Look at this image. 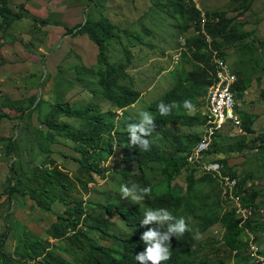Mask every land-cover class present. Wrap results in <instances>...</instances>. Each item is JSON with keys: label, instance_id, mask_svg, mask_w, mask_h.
<instances>
[{"label": "rangeland", "instance_id": "rangeland-1", "mask_svg": "<svg viewBox=\"0 0 264 264\" xmlns=\"http://www.w3.org/2000/svg\"><path fill=\"white\" fill-rule=\"evenodd\" d=\"M22 1L24 0H18L16 4L21 10L22 5H25ZM242 1H245L246 9L240 7ZM34 2L44 13L43 18L48 17L51 20L60 19L62 10H70L62 19L70 26L84 22L87 17L96 19L100 15H105L115 27L117 35V38L110 40L107 46L109 61H125V48L132 51V60L127 68L129 76L120 79L119 84L132 86L142 93L135 104L125 110H118L104 99L96 85L95 72L100 66L95 61L88 64L94 73L86 72L84 79H81L83 81L78 79L79 83L76 84L78 88L73 87L77 77L76 70L73 71L71 68L63 72L64 77L60 76L63 75L60 70L55 72V75L49 73L45 76L44 57L41 58L43 53L38 51L45 52L43 47L49 48L48 44L55 40L51 42L44 39L43 32L33 34L31 37L25 32L28 28H25L26 30L24 26L20 28L19 41L27 48L24 50L37 53L34 55L39 56L40 60L32 63L29 58L35 57L25 55L22 49H16L20 52L19 58L10 61L8 65L6 61L0 59V107L3 104L14 103L20 109L26 110L25 115L21 116L20 110L7 108L6 112L15 118H0V234L6 229L9 232V237L2 251L0 250V261L8 257L11 264H36L34 259L24 255L25 242L36 236L49 239L54 250L75 264H80L84 260L88 251L87 242L103 246L120 255L122 250L119 242L105 238L102 232L91 230L89 227L99 225L121 236H130L131 230L128 231L126 228H131L125 224L121 216L108 214L100 209L97 202L105 205L119 203L125 209L135 205L145 211L148 209L145 200L135 204L129 199H123L119 189L123 184L132 183L144 187L145 180H148L152 190L157 194L169 190L174 195L183 197L181 207L171 212L178 217H191L192 228L198 229L201 234L200 239H195L194 251L183 258L184 264H249L243 259L246 251L240 249L237 253L231 250L226 227L221 223L210 225V221L220 219L224 213L233 209L230 205L226 207L221 205L220 192L214 182L196 180L195 188L189 191L187 167L175 177L171 187L167 185V175L162 173L168 161H172L174 165L181 164L191 147L204 135L209 89L207 84L195 81L194 75L199 77L197 73L199 69L186 47L188 39L198 36L195 23L190 21L188 16L172 17L169 13L172 7L166 0H34ZM186 2L190 3L187 0ZM193 2L204 15L225 13L226 18L231 20L229 27H233L232 35L238 37L233 44L219 37L217 45L226 56L228 65L237 79L243 78L250 82L246 91L236 94V99L241 117L243 113L255 116L253 133H246L243 127L240 131L227 126L218 135L210 157L225 160L227 167L240 178L241 182L245 180L243 187H253L259 191L257 201L261 203L260 209L254 210L252 217L258 222H264V141L258 140L264 136L262 134L264 0H193ZM47 29H53V26ZM0 31L6 32L2 24ZM134 35L138 37L137 40ZM92 45L97 51V47L93 43ZM83 47L85 58L94 56L91 43L86 37ZM6 49L9 57L13 59V49L10 47ZM68 81L74 83L69 88ZM68 85L70 86L69 83ZM176 86L180 92L185 88L199 91L198 95H187V99L176 101L179 105L177 112L186 116L190 124H169L167 127L175 133L170 137H164L157 132L158 136L154 137V142L162 147L165 160L151 164L144 173L139 171L135 161L123 160V150L120 147L101 161V165L107 168L103 177L91 173L76 159L81 156L76 149L77 143L57 134L54 137L55 142H52L47 136L57 127L77 129L83 123L79 118L67 116L66 109L61 110L63 108L61 105H66L64 102L68 95L64 89L73 91V94L68 95L69 100L78 98V101L73 103L75 108L82 109L94 105L109 121L114 122L121 130H126L129 122L137 121L138 112L141 110L150 111L156 117L151 104ZM35 103H39L37 107ZM2 111L4 112V109L0 108V113ZM8 144L12 146L11 153L7 152ZM123 168L130 169L133 173L130 181L119 172V169ZM195 177L199 179L201 174L197 172ZM9 178L12 179V185L17 187L12 198L5 191ZM72 199L85 200L86 214L78 228L81 237L70 239L69 235L75 232L69 229L70 233L66 237L52 238L48 232L49 228L60 220L59 214H66V202ZM254 226L255 224L252 225V230L245 226V230L249 229L255 235L263 236L264 229H257ZM248 239V233L243 231L238 241L246 242Z\"/></svg>", "mask_w": 264, "mask_h": 264}, {"label": "trees", "instance_id": "trees-1", "mask_svg": "<svg viewBox=\"0 0 264 264\" xmlns=\"http://www.w3.org/2000/svg\"><path fill=\"white\" fill-rule=\"evenodd\" d=\"M166 1L172 7V11L169 12L172 17L180 16L181 18H184L185 16H188L189 20L195 23L198 36L188 39L186 47L190 52L191 59L195 62V66L199 69L197 71L199 77L194 75L195 81L198 80L203 82L207 84L209 88L214 82L213 79L215 70L211 62V52L209 50L208 43L204 38L208 35L212 39L213 47L219 50L220 57L226 60V56L222 54L220 46L217 45V38L221 37L223 38V41L231 44H233L236 38L238 39L236 35H232L233 27H229L231 20L226 18L225 13H206L204 15L202 11L196 8L193 0H187L190 1V3L186 2V0ZM26 7V5H22L23 10L15 12L10 6L9 0H0V24H2L4 28L5 26L8 28L16 21L25 18L26 15L23 11L26 10ZM240 7L245 9L247 8L245 1L240 3ZM32 20L34 22V29H42L52 22L51 19H48V17H33ZM54 25L64 27L65 36H86L90 43H93L97 47L96 64H98L100 68H98L95 72L97 74L96 85L100 88L99 91L105 100L116 106L118 110H125L127 107L138 101L142 92L132 86L127 87L119 84L120 79L127 78L129 76L127 68L132 60L131 49L125 48V61L110 62L108 59L107 46L110 40L117 38V35L115 33V27L105 15H100L96 19L87 17L84 22L77 24L72 28L67 27L63 22H55ZM133 37L136 40L138 39L136 35ZM239 38L241 39V37ZM86 72L90 74L94 73L91 67L83 65L80 68H76V77L80 80L84 79ZM249 86L250 82H247L243 78H238V81L233 88L235 96L237 93H243L246 91ZM198 94L199 91H193L189 88H185L183 92H180L179 87L176 86L168 90L151 104V108L156 112L155 119L157 128L156 132L149 137L152 141L151 149L149 151H140L138 146H130V134L127 132V126L125 125L126 130H121L114 122L109 121L105 117V114L94 105H88L85 108L78 109L77 107L75 108L74 106H71L69 102H66V105L62 104L61 106L63 108H61V110L66 109L67 116L69 115L79 118L83 120V123L80 128L77 129L57 127L53 133H50L49 135L47 134V136L52 142H55L54 137L55 134H57L77 143L76 149L81 153V156L76 157V159L91 173H96L103 177L107 168L101 165V161H104L108 155L113 154L117 147L122 148V158L124 161H135L139 171L144 173L146 168L151 164L165 160L162 153V147L154 142V137L156 135L158 136V133L164 137L174 136L175 133L167 127L169 124H190V121L186 120V116L177 112L178 108L173 109L171 115L160 116L156 106L162 101L165 103L173 101L176 102L177 100L187 99V95L190 96ZM38 104L39 103H35V106L37 107ZM0 108L4 109V112L2 111L0 113V118H15V116L11 113L6 112L7 108L20 110L19 112L21 116L26 113V110L20 109V107L15 106L14 103L3 104ZM241 118L244 122V131L248 134L253 133L252 126L255 122V116L253 114L243 113ZM69 126L72 127L70 124ZM218 135L215 139L214 146ZM258 140L264 141V136L259 137ZM193 147H191L185 160L181 164L174 165L172 161H168L166 163L162 173L167 175L168 187H171L175 177L179 175L185 167H187L189 170V175L187 176L189 191H192L195 188L196 180L200 182L212 180L220 192L219 184L212 176L201 175L199 179H196L195 175L198 171L187 162V157ZM7 152H12L11 144L7 145ZM212 152L213 151L209 152V155ZM218 161L225 165L227 171L225 174L239 178L227 167L225 160ZM119 172L125 176L127 181H130L133 178V173L130 172V169H119ZM9 180V184L5 191L9 193V197L12 198L14 192L17 191V187L12 185L11 178H9ZM244 183L245 180L243 182L240 180L239 182V194L242 196L243 202L247 206L253 207L254 210H259V206L261 204L257 201L260 195L259 191L253 187H243ZM144 186H150L152 188V185L148 180H145ZM182 203L183 197L174 195L169 190L162 194H157L154 190H152L151 195L145 198L146 206L153 209L162 207L167 208L170 211L177 210L181 207ZM84 204V199H72L69 202H66V214H59L60 220L49 228V235L52 238L60 239L66 237L70 233L69 229H72L75 233L70 234L69 238L72 240H75L76 237L80 238L81 235L78 228L82 223V220L85 218L86 210ZM97 206L108 214L121 216L125 220V224L131 228L128 229L125 227L128 231L131 230V235L121 236L118 235L114 229L115 233H111L106 229V227L104 228L99 225L90 226L89 228L91 230L102 232V235L105 238H110L115 242H119L122 253L120 255H116L103 246L87 242L86 246L88 247V251L84 260L80 264H138L135 260V255L144 251L147 247V244L141 239L142 234L152 227V225L142 226L140 223L144 210L135 205L125 209L119 203H108L105 205L101 202H97ZM255 219V217L252 218L246 226L252 230V225L255 224V228L264 229V222H258V220ZM121 221L123 222V220ZM215 223H221L228 230V241L231 250L236 251L237 253L240 249L246 251V257L244 256L243 259L249 264H252L247 255L248 244L244 241H238L240 234L245 231V228H241L239 226V221L236 218L235 213L229 211L224 213L220 219L210 221V225ZM110 226L112 227V224H110ZM193 235V232H188L179 240L176 237L171 238L172 256L170 260L165 262V264H184L183 258L194 251L195 239H193ZM8 237L9 232L7 229L0 234L1 251ZM24 246L26 248L24 255H28L30 258L34 259L36 264H75L63 258L61 254L54 250L52 242L41 236H36L33 239L26 241ZM0 264H11V261L8 257H4V260L0 261Z\"/></svg>", "mask_w": 264, "mask_h": 264}, {"label": "built area", "instance_id": "built-area-1", "mask_svg": "<svg viewBox=\"0 0 264 264\" xmlns=\"http://www.w3.org/2000/svg\"><path fill=\"white\" fill-rule=\"evenodd\" d=\"M211 54V62L214 67V82L208 88L206 123L204 135L192 148L187 157V162L194 167L201 175L212 176L219 184L220 197L223 207L230 205L239 226L245 228L246 224L253 218V207L247 206L239 194L240 179L225 174L226 167L218 160L210 157L209 152L213 151L214 142L227 126L242 131L243 121L237 110V99L234 86L238 79L234 71L229 67L227 59L220 57V52L212 45V39L206 35L205 38ZM264 134V125L262 127ZM231 203V204H230ZM249 239L246 241L247 255L252 264H264V235L259 237L245 230Z\"/></svg>", "mask_w": 264, "mask_h": 264}, {"label": "clouds", "instance_id": "clouds-1", "mask_svg": "<svg viewBox=\"0 0 264 264\" xmlns=\"http://www.w3.org/2000/svg\"><path fill=\"white\" fill-rule=\"evenodd\" d=\"M179 105L173 101L169 103L160 102L156 109L160 116L171 115L173 109ZM238 110V109H237ZM156 119L150 111L141 110L138 112L136 122L127 124V132L130 134V146H138L140 151H149L152 141L149 139L156 132ZM150 186L141 187L136 183L120 186L119 193L123 199H129L135 204L150 196ZM191 217L176 216L167 208H148L142 214L141 225H152L142 234L141 239L147 244L144 251L135 255L138 264H165L171 259V238L178 240L188 232H193V239H200L198 229H193Z\"/></svg>", "mask_w": 264, "mask_h": 264}, {"label": "crops", "instance_id": "crops-1", "mask_svg": "<svg viewBox=\"0 0 264 264\" xmlns=\"http://www.w3.org/2000/svg\"><path fill=\"white\" fill-rule=\"evenodd\" d=\"M9 2H10V6L12 7V9L15 12L21 11V9L18 7L19 5H16L18 0H9ZM22 3H24L27 6L26 10L23 11V13L26 15V17L21 19V20L16 21L15 23H13L8 28L5 26V31H6L5 33L0 31V37H1L0 59L2 58V60L6 61L7 65L9 64L10 61H15L19 58L20 52L16 49H22V52L25 55L34 56L35 58H29V59H31L30 61L32 63H36L40 60L39 56L34 55L37 53L26 52L24 49H27V48H24V46H22V44L20 43L19 39L21 36L19 35L18 32H20V28L22 26H24V29L28 28L27 30L25 29L26 30L25 32H27V34L31 37L33 36V34L35 35V34H38L40 32L41 33L43 32V34H45L44 39L49 40L51 42L53 41V39L55 40V42L48 44L49 48L43 47L45 49V52L38 51L39 53L44 54L41 56V58L44 57L43 64H45V67H46L45 76H47V74H49V73L54 74L55 72L60 70V72L63 74L60 76L64 77L65 75L63 72L64 71L67 72V70L69 68L73 69V71H74V70H76V68H80L83 65L89 66L88 64L91 63L92 61L96 62L95 58H96L97 51L94 49L95 47H93L92 44H91V51L94 54V56L93 57L88 56L87 58H85L83 56L85 54V50L83 47V41L85 40L86 36H77V37L65 36L64 35L65 29L62 26L54 25L55 22H63L69 28L74 27V26H70L69 24H66V22L64 20H62L66 16V12L68 14V12L70 13V10L69 11L62 10V16L60 17V19H58V18L52 19L51 24L43 27L42 30L41 29H34L33 28L34 23H33L32 18L33 17L43 18L44 13H42L40 11V8L38 7L37 3L34 2V0H30V1L24 0V1H22ZM17 8H19V10ZM59 13H61V11H59ZM0 22H1V20H0ZM50 26H53V29H47V27L50 28ZM60 30H63V31L61 32ZM42 43H45V41H42ZM7 47H10L11 49H13V55H14L13 59L14 60L9 57L8 50L6 49ZM81 81H83V80H81ZM81 81H80V84H82ZM62 82L63 81L61 80V83ZM68 83L70 84V86L68 85ZM68 83H67L68 88L74 84L73 81H71V82L68 81ZM78 83H79V80H78V78H76V83L73 87H75V86L77 87L78 85H76V84H78ZM48 85H50V84H48ZM64 91L68 92V95L73 94L72 90L68 91V89H64ZM68 95H67V98L65 97V103L69 102L70 105L73 106V103L77 102L78 98H76V100H72V99L69 100L70 98L68 97ZM77 97H78V91H77ZM237 105H238V100H237Z\"/></svg>", "mask_w": 264, "mask_h": 264}]
</instances>
